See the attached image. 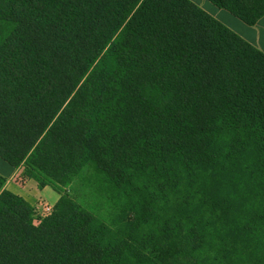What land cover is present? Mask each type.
<instances>
[{
	"label": "trees",
	"instance_id": "trees-1",
	"mask_svg": "<svg viewBox=\"0 0 264 264\" xmlns=\"http://www.w3.org/2000/svg\"><path fill=\"white\" fill-rule=\"evenodd\" d=\"M0 158L60 194L0 175V264H264V52L191 0H0Z\"/></svg>",
	"mask_w": 264,
	"mask_h": 264
},
{
	"label": "crops",
	"instance_id": "crops-1",
	"mask_svg": "<svg viewBox=\"0 0 264 264\" xmlns=\"http://www.w3.org/2000/svg\"><path fill=\"white\" fill-rule=\"evenodd\" d=\"M212 17L229 27L243 39L264 52V14L253 24L247 25L228 10L218 7L209 0H191ZM0 175L3 187L23 197L34 207L38 201L55 204L60 194L50 185H39L24 173L23 166L13 167L0 158Z\"/></svg>",
	"mask_w": 264,
	"mask_h": 264
},
{
	"label": "rangeland",
	"instance_id": "rangeland-1",
	"mask_svg": "<svg viewBox=\"0 0 264 264\" xmlns=\"http://www.w3.org/2000/svg\"><path fill=\"white\" fill-rule=\"evenodd\" d=\"M99 181L97 180V177L93 175V172L89 168H84L80 174L74 179L73 186L74 195H81L83 196L87 201H92L97 197L94 190H96L99 194H102V192H99L98 190H102L99 187H97V184ZM102 196V195H101ZM99 201V200H98ZM100 202V201H99ZM107 212V211H106ZM101 214H104V207H100ZM106 215V213H105ZM107 218V215H106Z\"/></svg>",
	"mask_w": 264,
	"mask_h": 264
},
{
	"label": "built area",
	"instance_id": "built-area-1",
	"mask_svg": "<svg viewBox=\"0 0 264 264\" xmlns=\"http://www.w3.org/2000/svg\"><path fill=\"white\" fill-rule=\"evenodd\" d=\"M53 210V206L49 203L38 201L37 204L33 207V213L35 221L39 218L49 215Z\"/></svg>",
	"mask_w": 264,
	"mask_h": 264
}]
</instances>
